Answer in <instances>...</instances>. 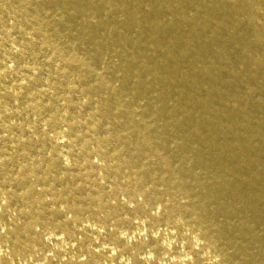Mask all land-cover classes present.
I'll return each instance as SVG.
<instances>
[{
    "label": "bare ground",
    "instance_id": "bare-ground-1",
    "mask_svg": "<svg viewBox=\"0 0 264 264\" xmlns=\"http://www.w3.org/2000/svg\"><path fill=\"white\" fill-rule=\"evenodd\" d=\"M0 264H264V0H0Z\"/></svg>",
    "mask_w": 264,
    "mask_h": 264
}]
</instances>
